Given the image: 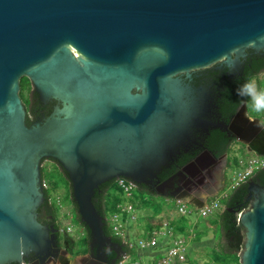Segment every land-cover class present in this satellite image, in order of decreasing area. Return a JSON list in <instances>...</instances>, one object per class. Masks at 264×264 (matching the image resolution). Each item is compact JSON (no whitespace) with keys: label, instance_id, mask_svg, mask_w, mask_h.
Instances as JSON below:
<instances>
[{"label":"water","instance_id":"1","mask_svg":"<svg viewBox=\"0 0 264 264\" xmlns=\"http://www.w3.org/2000/svg\"><path fill=\"white\" fill-rule=\"evenodd\" d=\"M248 50L264 56V0H0V264H71L72 237L38 219L46 160L67 173L90 231L91 253L77 264H110V252L124 259L123 246L104 233L96 190L121 178L160 184L162 169L212 108L208 90L196 93L184 79L218 64L237 69ZM23 78L41 103L57 104L30 126ZM260 121L244 103L219 127L264 156ZM247 185L240 263L264 264V187L253 179ZM160 187L157 196L197 209L218 194L196 204Z\"/></svg>","mask_w":264,"mask_h":264},{"label":"trees","instance_id":"2","mask_svg":"<svg viewBox=\"0 0 264 264\" xmlns=\"http://www.w3.org/2000/svg\"><path fill=\"white\" fill-rule=\"evenodd\" d=\"M251 52V51H250ZM252 53V52H251ZM264 74V56L261 54H253L248 57L246 62V66L243 71V76L233 80L227 81L223 86L224 92L222 93L223 97L220 100L218 105L222 108L221 111L224 112L223 120L226 123H229L231 119L235 116L238 110L244 103H247V107L249 109V100L247 97H241L237 95V89L248 81H253L256 77H259ZM23 82L25 83L24 85ZM260 85L264 86L263 83ZM32 86L30 81L27 78H23L21 80V92L20 96L23 100L25 108L27 110V124L28 126L34 124L41 115L43 110L46 113V116H49L52 112L51 106H43L41 103L39 96L34 91L31 92ZM263 90V89H262ZM26 91L29 93V97H26ZM264 115V112H263ZM256 116V115H255ZM257 117V116H256ZM223 138V148L222 150L229 151L230 146L233 143L232 137ZM218 140V137H216ZM191 158H187L178 163V167L185 165ZM57 167V169L62 173V175L66 178V185L69 187L66 191V195L70 198V204L73 205V221L72 224L80 226L83 232L86 234V238H82L79 243V253H85L88 247V241L90 238V231L80 222V218L77 214V206L73 202L71 197V185L67 177V173L62 169V167L51 160ZM44 163V162H43ZM169 174L162 176L163 179L167 178ZM253 181L259 184L261 187H264V169L259 171L253 176ZM60 180V179H59ZM61 182H64L63 177H61ZM48 182L52 189H58L61 185L60 182L55 179L52 171L46 172L44 167L42 166V183ZM65 186V185H64ZM111 189H115L116 194L112 195L110 193ZM45 201L42 204L39 214L44 213L45 217L52 216L54 220L58 222L57 214L59 211V206L57 203H51V190L45 189L43 185ZM137 193L135 197V203L137 204L138 209L140 210H149L152 212L151 215H147L146 221H149L146 225V232H152L156 228H160L162 226V220L160 224L154 225L153 221L161 215L160 211H152L150 208V201L146 199L144 193H150L151 195H155L151 193L144 186H137ZM248 197V185L244 184L240 186L238 189L233 191V193L229 196V198L225 201V209L219 214V231L216 234L217 240V248L213 249L211 253V258L214 264H241L240 263V254L244 249L245 243V231L244 228L238 223V215L240 212L247 210L251 206V202L247 201ZM122 198L117 193L116 190V182L111 181L105 183L96 190L95 195L93 197V204L96 209L100 212L101 216L104 219H107L108 215L115 210L117 204L121 203ZM140 221V220H139ZM59 223V222H58ZM60 225V224H59ZM174 227L177 228L179 232H186L190 227V222L186 218H179L173 224ZM104 233L107 236H111L113 241L119 244H123V242L116 238L112 232L109 224L105 220ZM207 234V227L200 231L196 228V237L194 243H199ZM127 253H130L132 250H129L125 247ZM160 249V248H158ZM135 256L136 254L133 253ZM194 264L195 262L188 257L185 263H177V264Z\"/></svg>","mask_w":264,"mask_h":264},{"label":"flooded vegetation","instance_id":"3","mask_svg":"<svg viewBox=\"0 0 264 264\" xmlns=\"http://www.w3.org/2000/svg\"><path fill=\"white\" fill-rule=\"evenodd\" d=\"M250 51L251 50L247 51V58L237 69H229L225 65L222 66L221 64H218L212 68L192 73L191 79H184L187 84H189L193 89L196 90V93L200 89L208 90L209 102L210 104H212V108L210 112L207 113L204 117V120H206L207 123L193 129L190 140L185 143L184 146L179 148L178 153L173 157L172 162H170L166 167L162 169L159 175L160 184L157 183L154 186L146 187L151 193L157 194L158 188L162 183L166 182L172 176L182 171L183 173L177 175L176 179L174 180L175 186L170 183V185L168 186H161L160 191L175 198L182 197L189 202L193 201L196 204H202L207 194L214 193L220 187L222 182H225V173L226 169L229 166L227 156L231 149V146L236 142V140L232 137V134L230 132H226L224 128L219 127V125L221 124L228 123L223 120L224 112L221 111L222 108L218 105V103H220V100L223 97V86L226 84V82L236 80L243 76V71L246 66L248 57L252 55V53L255 54L253 51H251L252 53ZM56 105V102L43 104V106L45 107L51 106L52 111ZM46 117V113L43 110L40 117L35 123H41ZM224 135L226 137L228 136L233 138V143L230 146L228 152H226V150H222L223 138H225ZM216 137H218V140H216ZM187 158H191L192 160L185 165L178 167V163ZM191 163H194V166H192ZM189 164L191 166L187 167L186 171H183L182 169ZM167 174H169V176L163 179L162 176H165ZM209 199L210 198H208V200ZM38 219L43 225H54L62 232V234L66 232V230L61 228L59 223L54 220L52 216L45 217L44 213H42L39 214ZM62 234H60L61 241ZM82 235L84 238L87 237L84 232L82 233ZM121 245L123 246V252L126 253L127 256L128 253L125 249L124 244ZM62 246L63 245L61 243L59 249L60 256H62L63 252ZM86 249L87 251L85 253H79V245L74 240L73 252L70 258L71 264H77V258L79 256L91 253L89 246ZM119 256L120 257L118 259L116 253H107L108 263L121 264V262L123 261V253L121 252V255ZM30 260L37 261L34 256H31ZM58 262L59 258H51L48 264H56Z\"/></svg>","mask_w":264,"mask_h":264},{"label":"built area","instance_id":"4","mask_svg":"<svg viewBox=\"0 0 264 264\" xmlns=\"http://www.w3.org/2000/svg\"><path fill=\"white\" fill-rule=\"evenodd\" d=\"M240 165L244 168L235 174L229 189L231 191H235L240 186L247 184L256 173L264 169V156H255L247 162L240 161ZM115 182L117 193L121 196L122 201L116 205L115 210L105 220L109 224L112 234L120 239L125 247L133 250L135 246L130 242L128 230L132 225L139 224V209L134 202L138 192L137 186L132 185L123 178ZM229 196L227 191H223L214 196L212 200H209L200 209L192 207L184 200H175L177 203L176 215L171 214L165 219L163 218L160 228H156L149 233L145 231L138 241V247L143 251L160 248L163 257L159 262L150 264L185 263L188 259L192 241L196 237V227L190 225L186 232H179L172 224L179 218H187L190 215H194V211H197L198 217L202 219H206L218 211L222 212L225 209L224 202ZM68 218L71 222L73 221L72 214H68ZM71 225L70 223L69 226ZM66 232L68 234L71 233V227H68ZM121 264L142 263L130 260V253H128Z\"/></svg>","mask_w":264,"mask_h":264},{"label":"rangeland","instance_id":"5","mask_svg":"<svg viewBox=\"0 0 264 264\" xmlns=\"http://www.w3.org/2000/svg\"><path fill=\"white\" fill-rule=\"evenodd\" d=\"M253 81L256 88L264 90V86L260 85L261 83L264 84V74L259 77H256ZM24 84L25 83L23 82L22 85ZM25 94L26 97L28 98L29 93L26 91ZM248 115L250 116V118H258L261 121L264 120L263 112L253 111L250 107L248 109ZM251 156L253 155H251V153L248 152L244 144L235 142L231 146V149L228 153L229 166L226 169V173H225V187L218 194L222 193L223 191H227L229 195L232 194L233 191L229 189L230 186L232 185L233 178L235 174L240 171V169L244 168L243 166L241 167L238 165L237 160L242 158L243 160L241 161L247 162L249 160V158L247 157H251ZM42 166L44 167V170L46 172L52 171L53 175L55 176V179L60 182L61 186L58 189H52L48 182L44 183L43 185L45 189L51 190L50 202L57 203V205L59 206L57 218L61 228L66 230L68 227H71L70 235L79 245L80 240L83 238L82 235L83 230L80 226L72 224V222L68 218V214L73 215L72 213L73 205L70 204V198L66 195L67 192L66 190L69 189V187L66 185V178L62 175V173L57 169L56 165L51 160L44 161ZM61 177H63L64 182L60 181ZM110 193L112 195H115L116 194L115 189L114 190L111 189ZM144 196L146 197L147 200L150 201V208L152 211H160L161 212L160 214L172 213L176 215L177 203L175 200L163 198L157 195L156 196L151 195L150 193L147 192L144 193ZM212 199L213 198H210V200ZM148 213L149 210L140 209L139 224L132 225L128 230L130 242L135 246L134 249L130 252V260H134L142 264H150L152 262L157 263L163 257L160 249H151V250L143 251L138 247V241L140 240L141 235L145 232V230H147L146 225L148 224L149 221H146L145 219L147 218ZM220 213L221 211H218L217 213L211 215L210 217L206 219H202L198 217L197 211H194V215H190L186 218L190 222V225L195 226L197 230H199V232L207 227V234L199 243H194L195 239L192 241L188 257H190L195 262L194 264H214L212 258L210 257L211 256L210 252L213 249L217 248L216 234L219 231L218 225H219ZM70 223L72 224L71 226H69ZM133 253H135L136 256ZM187 264L190 263L188 262Z\"/></svg>","mask_w":264,"mask_h":264},{"label":"clouds","instance_id":"6","mask_svg":"<svg viewBox=\"0 0 264 264\" xmlns=\"http://www.w3.org/2000/svg\"><path fill=\"white\" fill-rule=\"evenodd\" d=\"M237 95L247 97L249 107L256 112H264V90L256 88L254 81H248L237 89ZM264 125V120L260 121Z\"/></svg>","mask_w":264,"mask_h":264},{"label":"crops","instance_id":"7","mask_svg":"<svg viewBox=\"0 0 264 264\" xmlns=\"http://www.w3.org/2000/svg\"><path fill=\"white\" fill-rule=\"evenodd\" d=\"M249 152V151H248ZM249 153H251V152H249ZM251 155H253V156H251V157H247V158H253V157H255L256 155L254 154V153H251ZM227 160H228V156H227ZM241 160H243L242 158L241 159H239V160H237V163H238V165L239 166H241L242 167V165H240V161ZM240 170H242V169H240ZM224 187H225V182H222V184L220 185V187L214 192L215 194H217V193H219L220 191H222L223 189H224ZM210 200V199H209ZM208 200V201H209ZM207 201V202H208ZM194 208H196V207H194ZM152 214V212H150L149 211V215H151ZM165 214H167V213H164V214H161V215H159L158 216V218H156L154 221H153V224L155 225H158V224H160V221L161 220H163V218L165 219V217H167V216H169V215H171L172 213H169V214H167V215H165ZM161 216H162V219H161ZM146 231V230H145Z\"/></svg>","mask_w":264,"mask_h":264}]
</instances>
